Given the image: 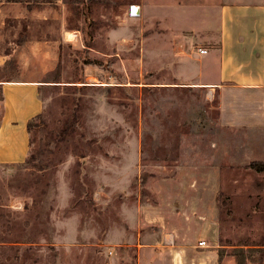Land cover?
<instances>
[{"label":"rangeland","instance_id":"1","mask_svg":"<svg viewBox=\"0 0 264 264\" xmlns=\"http://www.w3.org/2000/svg\"><path fill=\"white\" fill-rule=\"evenodd\" d=\"M259 1L0 0V82L43 102L25 162L0 165V264H264L261 152L183 87L220 6Z\"/></svg>","mask_w":264,"mask_h":264},{"label":"crops","instance_id":"2","mask_svg":"<svg viewBox=\"0 0 264 264\" xmlns=\"http://www.w3.org/2000/svg\"><path fill=\"white\" fill-rule=\"evenodd\" d=\"M218 16L217 40L205 54L196 51L185 58L194 78L183 87L216 96L222 126L244 129L247 149L261 152L257 162H264V0L223 3ZM39 86V81L27 79L0 82V165L27 159V124L43 110Z\"/></svg>","mask_w":264,"mask_h":264},{"label":"trees","instance_id":"3","mask_svg":"<svg viewBox=\"0 0 264 264\" xmlns=\"http://www.w3.org/2000/svg\"><path fill=\"white\" fill-rule=\"evenodd\" d=\"M74 102H75V100H72L71 101V103H74ZM75 105L77 106V102H76ZM65 108H66V112L69 113V114L68 115H65V119L61 123L64 126L62 127V129H61V131L59 133V137L61 139H63V140H65L69 136L70 137H74L73 134H74V130L76 128V119H74V117H72L74 115L72 114V116H71V113H70L71 106L70 105H67V107H65ZM40 118H41V114L37 115L35 118H33L32 120H30L28 122V124H27L28 133H29V131H30L32 125H33L32 124L33 121L34 120H38ZM42 126H43V124H42ZM251 167L253 169L255 168L254 171H256L257 173H259V172H261V171L264 170V162H257L254 165H252ZM256 261H257V263L259 262L258 264H261L260 263V260L257 259Z\"/></svg>","mask_w":264,"mask_h":264},{"label":"built area","instance_id":"4","mask_svg":"<svg viewBox=\"0 0 264 264\" xmlns=\"http://www.w3.org/2000/svg\"><path fill=\"white\" fill-rule=\"evenodd\" d=\"M138 11V8H136V7H131V9H130V13L132 14V15H134L135 14V12H137ZM198 53L199 54H205L206 53V50L205 49H199L198 50ZM198 247L199 248H205V247H207V244H206V242L205 241H199L198 242Z\"/></svg>","mask_w":264,"mask_h":264},{"label":"bare ground","instance_id":"5","mask_svg":"<svg viewBox=\"0 0 264 264\" xmlns=\"http://www.w3.org/2000/svg\"><path fill=\"white\" fill-rule=\"evenodd\" d=\"M72 37L73 36L71 34L70 35H67V38L70 39V40L72 39Z\"/></svg>","mask_w":264,"mask_h":264}]
</instances>
